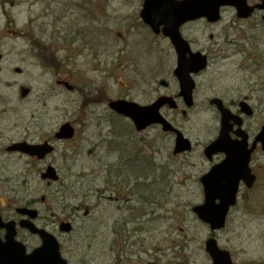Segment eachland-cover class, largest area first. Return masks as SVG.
I'll return each mask as SVG.
<instances>
[{
  "label": "rangeland",
  "instance_id": "rangeland-1",
  "mask_svg": "<svg viewBox=\"0 0 264 264\" xmlns=\"http://www.w3.org/2000/svg\"><path fill=\"white\" fill-rule=\"evenodd\" d=\"M143 1L0 0V205L37 202L49 230L56 228V215L70 218L72 237L85 238L78 251L92 258L89 264H139L138 257L164 250L173 262L163 264H213L205 248L210 234L236 264H264L262 151L257 154L263 166L259 180L252 191L242 192L225 228L211 231L192 210L204 197L199 142L217 124L205 98L221 91L228 99L249 96L255 133L264 125L263 13L241 19L227 7L217 23L200 19L184 28L213 60L199 79V102L205 107L177 115L194 148L174 157L171 135L157 126L136 132L130 119L109 107L108 97L149 103L176 67L169 40L141 20ZM27 30L47 43L57 39V59L84 94L56 83ZM23 87L31 92L23 96ZM101 88L104 99L85 101L87 93L99 94ZM65 121L75 125V138L56 142V152L44 162L7 152L16 141L54 137ZM47 164L58 169L59 182L41 180ZM81 204L83 209L75 212ZM116 230L122 238L131 231L125 253L119 254ZM242 236L250 238L248 244L238 242ZM143 247L146 253L139 254Z\"/></svg>",
  "mask_w": 264,
  "mask_h": 264
},
{
  "label": "water",
  "instance_id": "water-1",
  "mask_svg": "<svg viewBox=\"0 0 264 264\" xmlns=\"http://www.w3.org/2000/svg\"><path fill=\"white\" fill-rule=\"evenodd\" d=\"M226 5L237 6L239 16L243 17H248L255 8L247 7L246 0H145L141 17L156 33H159L161 26H163L164 34L172 38L179 52V64L175 73L181 81L182 94L188 102L191 101L195 86L191 73L205 69L208 61L207 57L201 53L192 54L190 59L186 58L189 45L182 38L179 28L183 23L201 17H206L210 22L218 21L221 17L220 8ZM256 7L264 8V0ZM26 93L27 90L23 89V94ZM168 101L169 99L162 97L151 105H141L137 102L119 99L111 101L110 107L117 113L131 118L138 131L153 124H161L164 131L175 132L177 134L175 153H180L189 150L191 145L189 139L185 138L182 132L175 129L161 114V107ZM217 102L222 114V130L213 146L220 150L223 149L219 148L221 145L228 144L229 147L226 149L228 157L223 164L213 168L210 173L202 178L205 187V202L193 208L199 218L210 224L212 229H220L225 226L229 210L237 202L240 182L243 180L249 186L255 182V175H252L248 169L249 155L252 150L244 151L242 147L234 146L233 142L226 139L229 134L230 122L233 119L237 121L240 117L233 115L220 100ZM242 111L249 116L253 114L247 103L243 104ZM74 134V127L70 123H65L56 133V138L69 140ZM258 141H261L264 147V127L256 139V142ZM54 149V146L48 141L40 144H31L26 141L17 142L8 147L10 152H20L35 156L38 159H44ZM42 178L57 181L59 176L56 168L50 165L43 172ZM218 199L220 203H217ZM18 211L23 215H29L31 218H36L38 215L37 210L26 207L19 208ZM3 225L0 215V227ZM21 225L38 233L43 239V244L33 252L27 253L25 244L16 239L15 223H7L5 225L7 228L6 240L3 241L0 238V264H68L61 255L59 242L54 235L45 229L37 228L31 219H23ZM70 228V223L62 224V230L69 231ZM206 247L214 264H234L230 253L220 249L216 239L207 240Z\"/></svg>",
  "mask_w": 264,
  "mask_h": 264
},
{
  "label": "flooded vegetation",
  "instance_id": "flooded-vegetation-1",
  "mask_svg": "<svg viewBox=\"0 0 264 264\" xmlns=\"http://www.w3.org/2000/svg\"><path fill=\"white\" fill-rule=\"evenodd\" d=\"M247 1L249 2V4L255 5V4L259 3L261 0H247ZM226 8L227 7L223 8V10H225ZM258 13H263L262 18L264 21V10H256L255 13L248 19H251L252 17L256 16ZM189 23H191V22H189ZM189 23H187L183 26L181 32H182L184 38L189 42L190 47H191V51L192 52H201V53L205 54L208 57L209 66H210L212 63V60H213V56L211 55V52L205 48H203V49L197 48L196 46L198 45L199 40H197L194 37L188 38L184 32V28ZM48 45L50 47V50H52L54 43L51 40H49ZM171 51H172L171 52L172 56L176 57V60H174V62L177 65L178 55H177V51H176L173 44H172V50ZM66 55H71V54L67 53ZM190 55H191L190 52H188L187 56L190 57ZM96 60H98V62H100L99 53L96 54ZM51 70L54 71V75L56 77L57 84L59 86H61V88L68 90L70 92L71 91L72 92L77 91V92H81L82 94H84L83 90H81L78 86H76L75 84L72 83L71 79H72L73 73L70 72L68 76L66 75V73L64 72L65 68H64V66H62V63H59L56 68H52ZM205 71L206 70H203V71H200L198 73L192 74L193 78L195 79L196 84H195V87L193 89V95L191 97V99H192L191 105L189 104V102L185 99V97L182 94L181 85H180L178 78L176 77L175 70L172 71V73H170V79H168V80L164 79V81H161L160 85L165 89L163 91H160V88H159V90L156 92L155 98L149 102V103H153L154 101H156L161 96L170 97L172 103L171 104H169L170 102L166 103L162 108V113L176 127L181 129L185 135H186V133L184 131L183 126L179 123L177 115L182 113V115L187 116L189 111L194 110L195 108L201 109V108L205 107V103L199 102L200 100H199V96H198V92L200 89L199 79L203 75V73H205ZM103 91H104L103 88H101L99 94L92 95V93H87L86 97H85V101H87V103H91L93 101L92 99L94 97H97V99H100V98L102 99V97L104 96L103 94H105V93H103ZM90 98H92V99H90ZM216 98H218L220 101H222L223 104L233 112V114H235L236 116L237 115L241 116V118H239L238 121H235V119L231 121L230 129H229L230 130L229 135L227 136L228 141L233 142L234 145L237 144L236 146H240V144L244 140H246L245 141L246 147L250 149V148H252L255 136L258 133V132L255 133L254 126L252 124L251 119H252L253 115L252 116H246L242 113V106L244 103H248L251 106V108L253 109V111L255 112V108L253 106L252 99H250L249 96H244V97L240 96V97L235 98V99H228L226 94L221 91L220 95H215V94L211 95L210 94L205 98L207 101L206 106L208 105L209 107H211L215 111L216 118H217V124L215 126V131L213 132V134L208 135L205 139H203L199 142V144H200L199 151H200L201 157L204 161V164H203L204 169H202L203 171H202V174L200 176V186H201V191L203 193V196H204V184L202 183V177L206 173H208L214 166L223 163L228 156V154H227L228 151H226V149L229 147L228 144L221 145L220 148H223V149H220L218 151H215L212 153L207 151L208 147L220 136V132L222 129V121H221L222 118H221V113L218 109V104L213 103V101ZM165 111H167V113H165ZM239 121L241 122V125L238 124ZM171 136H172V134H171ZM172 138H173V136H172ZM46 141L54 143V144L56 142L53 137L45 138L42 142H46ZM171 142H173L172 143V147H173L175 142L173 139H171ZM34 143H36V142H34ZM192 148H194L193 141H192ZM260 151H262L261 145L258 144L256 149L251 153V155L249 157V161H250L249 162V168L251 169V172L256 175V177H257L256 181L257 182L259 180L260 172L263 171V166L257 158V154ZM29 159H31L33 161H37L39 163L42 162L35 157H29ZM42 170H43V168H42ZM254 187H255V185L252 188H248L244 183H241L239 197L241 196L243 191H245V190H251L252 191V189ZM203 200H204V197H203ZM26 206L36 207L35 203H31V204H28ZM18 207L19 206H16V204H12L11 202H9V204H3L2 206L0 205V215L3 219L2 222L4 223V225L2 227H0V237L2 240H5V236L7 233V228L5 225L8 221H14L15 225H16V229H17L18 239L23 241L27 245L28 251H31L35 247H37L41 244V238L39 237L38 234H34V233L30 232L28 229L23 228L21 226L22 215L17 212ZM133 207L135 209H137V206L136 207L133 206ZM142 217H144L145 219H148L149 218L148 212L145 213L144 215H142ZM41 219H42V217L39 216L38 219L36 220L37 225H39L41 227H47V224L44 223ZM53 223L57 226L60 224V221L55 220V221H53ZM74 232L75 231L72 230L69 233H61L55 229L54 233L57 235V237L59 239L62 255L67 258V260L69 261V264H89V263H91L92 258H89L87 256H82V253H78V251H77L79 249V247L84 244L83 239H85V238H81V237L73 238V237H71V235L74 234ZM115 232L118 233V231H115ZM24 233L27 234L26 237H23ZM64 235L68 236V237L65 238V237H63ZM124 243H126V241H124ZM141 253L142 252L140 251L139 254H141ZM78 256L81 258H77ZM138 258L140 259L139 264H163V261L165 263H167L171 260L173 262V259L170 258V254L166 250H164L162 253H160V255H157V253H155L152 255V257H138ZM142 259H144V260H142Z\"/></svg>",
  "mask_w": 264,
  "mask_h": 264
},
{
  "label": "bare ground",
  "instance_id": "bare-ground-1",
  "mask_svg": "<svg viewBox=\"0 0 264 264\" xmlns=\"http://www.w3.org/2000/svg\"><path fill=\"white\" fill-rule=\"evenodd\" d=\"M251 239H252V238H251ZM237 240H238V242H243V243H245V244H248L250 238H248V237H246V236H242V237H239Z\"/></svg>",
  "mask_w": 264,
  "mask_h": 264
},
{
  "label": "trees",
  "instance_id": "trees-1",
  "mask_svg": "<svg viewBox=\"0 0 264 264\" xmlns=\"http://www.w3.org/2000/svg\"><path fill=\"white\" fill-rule=\"evenodd\" d=\"M37 41H38V43L44 45V46L46 47L47 50H49L48 47H47V45H46L43 41H41V40H39V39H37Z\"/></svg>",
  "mask_w": 264,
  "mask_h": 264
}]
</instances>
